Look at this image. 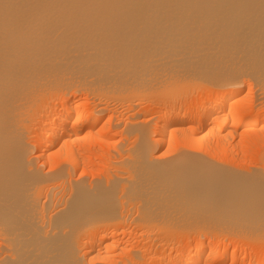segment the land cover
I'll use <instances>...</instances> for the list:
<instances>
[{
  "label": "bare ground",
  "instance_id": "obj_1",
  "mask_svg": "<svg viewBox=\"0 0 264 264\" xmlns=\"http://www.w3.org/2000/svg\"><path fill=\"white\" fill-rule=\"evenodd\" d=\"M258 130L264 0H0V264H264Z\"/></svg>",
  "mask_w": 264,
  "mask_h": 264
},
{
  "label": "rangeland",
  "instance_id": "obj_2",
  "mask_svg": "<svg viewBox=\"0 0 264 264\" xmlns=\"http://www.w3.org/2000/svg\"><path fill=\"white\" fill-rule=\"evenodd\" d=\"M189 92H190V91H189ZM205 92H206V91H203V93H204V94H203L201 91H200V92H199V91H195L194 94H195V93H197V94H195V95L193 94V98L202 97V96L205 95ZM190 93L192 94V92H190ZM199 94H200L201 96H200ZM246 94H247V93H246ZM246 94L244 93L242 96H240L239 100L248 99ZM186 95H189V93L186 94ZM244 95H245V96H244ZM191 96H192V95H191ZM195 96H196V97H195ZM243 96H244V97H243ZM188 97H189V98H188ZM188 97L185 96V100H187V101L189 102V100L191 101L192 99H190V98H191L190 96H188ZM161 98H162V97H161ZM185 100H184V97H183L182 99H180V100L177 99V100L175 101V104L178 106V105H180L181 103H183V101H184V102H187V101H185ZM158 101H159V100H158ZM158 101H152V102H158ZM160 101H161V100H160ZM160 101H159V103H157V104L155 103V106H156V107H154V105H152V103H151L150 101H146V102H144V104H145L146 107H143V103H142V106L140 105V106L137 108V109H143V112H141V117L144 118V117H147V116H148V117L153 116V120H152L153 122H152V123H155V121L158 120V114L155 115L154 111H157L158 109L160 110V109H162V108H166V107H167L165 104H164L165 107H163V104L161 105L162 102L160 103ZM147 102H149L151 105H150L149 103H147ZM176 102H178V103H176ZM179 102H180V103H179ZM146 103H147L148 105H147ZM159 104H160V106H159ZM176 105H175V106H176ZM149 106H150V107H149ZM152 107H153V108H152ZM159 107H160V108H159ZM161 107H162V108H161ZM144 109H145L146 111H144ZM152 110H153V111H152ZM163 110H164V109H163ZM148 111H150V113H149ZM161 111H162V110H161ZM146 112H147V113H146ZM151 114H152V115H151ZM104 115L106 116V118H108V116H109L110 114H109V113H105ZM146 115H147V116H146ZM150 115H151V116H150ZM141 117H140V118H141ZM140 118H139V119H140ZM156 119H157V120H156ZM152 125H153V124H152ZM257 129H258V128H257ZM253 131H254V130H252L251 132H253ZM258 131H260V130H258ZM260 132H261V131H260ZM260 132H258V133H260ZM258 133H257V134H258ZM114 134H115L116 136H115ZM133 134H134V133H132V135H133ZM262 134H263V135H262ZM132 135H131V136H132ZM260 135H261L260 137H264V132H263V133L261 132ZM112 136H114V137L112 138ZM119 136H120L119 134L113 133L112 135L106 137V138H105V141L100 142V143H101V146H100L99 144H98V145H94L95 148H92V149L90 148L91 150L88 149V152H89L90 154H94V155H97V154H99L100 152L102 153V151H103L102 154H105L106 152H107L106 154H108V153H110V152H111V153H112V152H115V151H116V150H115L116 148H115V146L112 144V141H114V139H115V141H116V139H119V138H120ZM131 136H130L129 138L132 139L133 136H132V137H131ZM134 137H135V135H134ZM131 139H130V140H131ZM132 140H134V139H132ZM127 141H128V139H127ZM127 141H126V142H127ZM134 141H135V140H134ZM110 143H111L112 145H111ZM130 143H132V141H130ZM133 143H134V142H133ZM109 144H110V145H109ZM126 145L128 146L129 143H128V144L126 143ZM130 145H132V144H130ZM110 147H111V148H110ZM251 147H253V148H251ZM251 147H249V148L247 149V152L245 151L246 155H244L245 157H243L242 160H244V158H245L246 160H244V161L240 160V161H238V162H236L237 160H235V162H236L237 164L234 162V159L229 160L230 158L227 159V158H225V157H224V159H223V156H219V158H217V157H216V158H217V160H219V161H221V162H222V160H224V161H223L224 163L222 162V164H225V163L228 162L227 164H229V165L231 164V166L234 165L235 167L238 166L239 168H245V169L247 168V169H251V168H248V167H249V165H251L252 162H253L252 164H253L254 167L257 166V165L259 164L258 161L255 162V160H258V159H256V157L258 156V155L256 156V154H258V153L260 154V150H264V146H263V147L257 146L258 148L260 147V148H259L260 150H258L257 148L254 149V147H256V146H251ZM107 148H108V149H107ZM112 149H113V150H112ZM162 149H163V150H166L165 147H163ZM162 149H160L159 152H162V151H161ZM256 149H257V150H256ZM93 150H94V151H93ZM97 150H98V151H97ZM248 150H249V151H248ZM250 150H251V151H250ZM253 150H254V151H253ZM90 151H92V152H90ZM99 151H100V152H99ZM109 151H110V152H109ZM257 151H258V153H257ZM96 152H97V153H96ZM98 152H99V153H98ZM157 152H158V151H157ZM159 152H158V153H159ZM163 152H164V151H163ZM249 152L251 153L250 155H249ZM252 152H253L254 154H252ZM159 154H160V153H159ZM247 154H248V155H247ZM251 156H252L253 158H255V160H254ZM220 157H221V159H220ZM247 157H248V158H247ZM225 159H226V161H225ZM248 159H249V161H248ZM227 160H228V161H227ZM253 160H254V161H253ZM99 161H100V159H99ZM99 161H98V158H97V160L94 161V162L91 164V166H89V170L91 171L92 169H95V170H96V169H98L99 167L101 168V167L103 166V164L100 165V162H99ZM229 162H230V163H229ZM231 162H232V163H231ZM242 162H243V163H242ZM247 162H248V163H247ZM94 163H97V164L99 163V165H97V164L94 165ZM246 163H247V164H246ZM254 163H255V164H254ZM256 163H257V164H256ZM243 164H244V166H242ZM236 165H237V166H236ZM92 166H93V168H92ZM95 166H96V167H95ZM97 166H98V167H97ZM251 167H252V166H251ZM254 167H252V168H254ZM90 168H92V169H90ZM90 178H91V177H88V179H90ZM129 230H130V229H129ZM127 234H128V236H129L130 238H128V236L125 234V235L123 236L125 239H123V237H121V240H123V241L125 240V241H126L127 239H130V241H131V239H132V237H133V236H132L133 234L130 233L129 231L127 232ZM129 234H130V235H129ZM126 236H127V237H126ZM132 241H133V240H132ZM132 241H131V243H132ZM249 245H250V248H254V247L256 248L255 244H248V246H249ZM252 245H253L254 247H253ZM251 246H252V247H251Z\"/></svg>",
  "mask_w": 264,
  "mask_h": 264
}]
</instances>
